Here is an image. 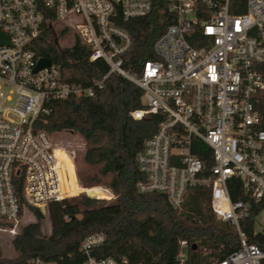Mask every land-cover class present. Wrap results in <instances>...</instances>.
<instances>
[{
  "label": "built area",
  "instance_id": "1",
  "mask_svg": "<svg viewBox=\"0 0 264 264\" xmlns=\"http://www.w3.org/2000/svg\"><path fill=\"white\" fill-rule=\"evenodd\" d=\"M156 0H0V230L14 231L29 206L49 204L85 193L108 202L115 194L105 186L83 187L68 151L55 143L52 133L35 129L47 103L69 97H91L110 74L120 75L142 89L143 107L130 115L141 119L160 113L156 131L136 154L145 180L140 192L166 195L180 210L187 190L204 187L215 218L232 225L237 247L222 257L216 247L192 249L178 241L171 264H262L264 252L247 240L239 222L249 216L250 202L263 204L255 230L264 215V129L253 99L264 91V0H165L168 23L154 40V57L143 62L140 73L126 67L133 38L126 23L148 16ZM72 31L90 49L89 60H103L107 73L88 85L64 81L59 65L51 61L35 71L40 57L31 47L42 31L45 16ZM209 151L206 163L197 151ZM21 175L23 198L15 192ZM235 177L245 199L233 201L227 181ZM261 216V218H260ZM106 240L103 233L86 235L80 250L83 264H133L128 259L91 255ZM26 264H56L31 257ZM139 264V263H137Z\"/></svg>",
  "mask_w": 264,
  "mask_h": 264
},
{
  "label": "trees",
  "instance_id": "2",
  "mask_svg": "<svg viewBox=\"0 0 264 264\" xmlns=\"http://www.w3.org/2000/svg\"><path fill=\"white\" fill-rule=\"evenodd\" d=\"M156 8L148 16L131 20L126 28L133 38V46L125 57L126 67L140 73L143 62L154 57L152 44L168 23L165 0H156ZM51 15L45 16L43 26L53 30ZM66 31V29H62ZM43 30L31 47L39 56L48 57L59 65L64 81L90 84L108 71L103 60H89L90 49L76 38L69 47H61L57 38L51 40ZM142 89L128 79L110 74L101 89L91 97H69L47 103L48 114H41L35 129L50 133L63 130L77 132L85 142L81 161L92 172L76 171L83 187L105 186L114 194V200L89 197L85 193L53 202L48 206L49 235H43L39 208L29 206L35 221L24 225L11 243L17 255L0 257V264H26L31 257H42L56 264H83L85 255L80 250L82 239L101 232L105 242L92 248L96 258L107 256L126 258L133 264H168L177 253L178 241L187 239L199 246L219 249L222 257L235 249L239 237L232 225L217 220L208 201L209 190L193 187L180 210L171 206L159 192H140L137 184L145 175L137 168L136 154L146 138L153 135L160 113L146 114L134 119L130 112L143 107ZM260 116L259 127L264 129V91L253 99ZM209 164V151H197ZM21 175L15 180V192L24 203ZM233 201L245 199L235 177L227 181ZM263 204L250 202L249 216L239 225L249 242L264 252V232L255 230V217ZM194 264L200 261L196 251H190ZM264 264V260L262 261Z\"/></svg>",
  "mask_w": 264,
  "mask_h": 264
},
{
  "label": "rangeland",
  "instance_id": "3",
  "mask_svg": "<svg viewBox=\"0 0 264 264\" xmlns=\"http://www.w3.org/2000/svg\"><path fill=\"white\" fill-rule=\"evenodd\" d=\"M53 30L43 26L42 30L44 33H48L49 39H53L54 35L57 38V42L61 47H69L72 45L73 37L72 31L66 29V31L61 30L60 24L56 23L52 27ZM54 33V35H53ZM52 138L55 143L59 146L65 148L68 153L73 157L75 165L77 164L78 168L82 172H92L91 169L81 161L82 154L85 149L84 139L77 133L69 130H63L59 132L52 133ZM103 192H99V195H103ZM101 198V197H98ZM261 218V216H260ZM263 222L261 224L264 227V215ZM35 221V216L31 210H25L19 223L14 228V231H3L0 230V257L4 258H14L17 255V252L12 246L13 237L20 232L21 228L29 222ZM260 227H258V230ZM264 229V228H262ZM41 231L43 235H49L50 233V222L48 219V214L44 213V218L41 220ZM264 232V231H263Z\"/></svg>",
  "mask_w": 264,
  "mask_h": 264
},
{
  "label": "water",
  "instance_id": "4",
  "mask_svg": "<svg viewBox=\"0 0 264 264\" xmlns=\"http://www.w3.org/2000/svg\"><path fill=\"white\" fill-rule=\"evenodd\" d=\"M3 42L7 43L8 37L0 33V43H3ZM50 63H51V60L48 57H45V56L40 57L37 61L35 71L39 70L42 67L49 66ZM41 211L44 212V209H41ZM216 218L219 219L220 217L217 215ZM195 248H196V244L193 243L192 249H195ZM168 264H171V262H169Z\"/></svg>",
  "mask_w": 264,
  "mask_h": 264
},
{
  "label": "bare ground",
  "instance_id": "5",
  "mask_svg": "<svg viewBox=\"0 0 264 264\" xmlns=\"http://www.w3.org/2000/svg\"><path fill=\"white\" fill-rule=\"evenodd\" d=\"M99 192H103V191H101L99 188L93 189V191H92V193L96 194L98 197H103L104 194L103 195H99Z\"/></svg>",
  "mask_w": 264,
  "mask_h": 264
}]
</instances>
